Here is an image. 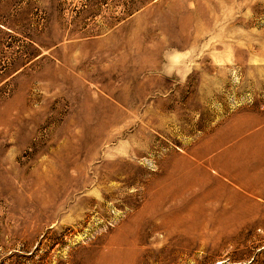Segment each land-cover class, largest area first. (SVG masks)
I'll return each instance as SVG.
<instances>
[{"label":"rangeland","instance_id":"1","mask_svg":"<svg viewBox=\"0 0 264 264\" xmlns=\"http://www.w3.org/2000/svg\"><path fill=\"white\" fill-rule=\"evenodd\" d=\"M251 119L188 232L173 164ZM262 130L264 0H0V264H264V143L208 165Z\"/></svg>","mask_w":264,"mask_h":264},{"label":"bare ground","instance_id":"2","mask_svg":"<svg viewBox=\"0 0 264 264\" xmlns=\"http://www.w3.org/2000/svg\"><path fill=\"white\" fill-rule=\"evenodd\" d=\"M255 122H258V120L257 119L246 120L240 122L239 124H236V122H234V125L231 126L227 132L221 133L218 137H215L210 141L209 140L204 141L202 143V148H203L202 151L199 150L198 151L194 150L193 152L190 151L192 152V157L190 158L182 157L180 164H173L172 166L173 171L171 175L167 177V181L165 182L166 185L162 186L161 184V186L163 188L162 189L163 191H167L168 187H170L171 198L174 201L179 200V202H181L174 216L177 223L180 220H186L189 222V226L187 228L188 232L189 231L193 232L195 227L198 226L199 223H201L199 221V216H204L206 219L205 222L203 220V223H201L202 227L205 229L210 224H213V222L215 225L223 226V224L228 222L230 223V222L239 221L242 217L246 215L247 211L245 212L243 210L245 205L241 206L240 203H237L231 207V210L218 212L217 218L214 217V219L216 218L215 220L213 219L210 220L211 218H209L210 216L208 217V215L210 213H213L214 211H208L207 210L208 208L204 205V203L211 202V204H214L215 202H218L217 200L220 199L219 197L220 195L214 190L215 188L212 189L210 187L211 189H205V186L212 180L207 174V172L201 168L200 164L198 163V160L204 157L206 153L216 149V147L224 144L225 142L235 138L238 135H241L243 132L250 129ZM263 143H264V130H262L261 132L248 135L247 138L242 142L243 149H239L237 145H234L226 153H221L213 158L208 159V165L210 167H213L215 173L218 172L221 174L229 175L231 167H233V165L236 163L237 159L241 154L250 155L252 153H255V151H257L256 153H258L260 148L262 149ZM198 144L197 147H200L198 146ZM253 146H255L256 148L255 149L252 148ZM223 160L224 163L219 162ZM195 189H198L199 191L196 192ZM187 193L189 194L190 197L184 198V196H186ZM181 223L183 222L181 221ZM180 224L178 223V225Z\"/></svg>","mask_w":264,"mask_h":264}]
</instances>
